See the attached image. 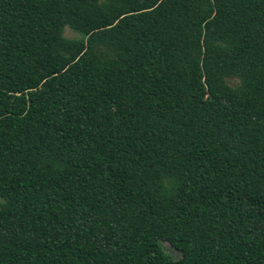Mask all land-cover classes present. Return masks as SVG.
<instances>
[{"label":"trees","instance_id":"obj_1","mask_svg":"<svg viewBox=\"0 0 264 264\" xmlns=\"http://www.w3.org/2000/svg\"><path fill=\"white\" fill-rule=\"evenodd\" d=\"M0 264H264V0H0Z\"/></svg>","mask_w":264,"mask_h":264},{"label":"rangeland","instance_id":"obj_2","mask_svg":"<svg viewBox=\"0 0 264 264\" xmlns=\"http://www.w3.org/2000/svg\"><path fill=\"white\" fill-rule=\"evenodd\" d=\"M63 37L65 39H70V40L79 38V36L77 34L72 32L68 28L64 30ZM162 247H163L164 251L167 254H169L170 256H172L173 258L177 259L179 257V255L173 249H171L166 243H163Z\"/></svg>","mask_w":264,"mask_h":264}]
</instances>
